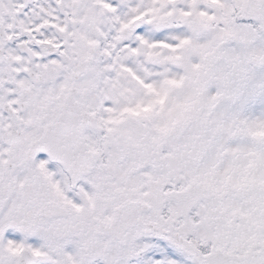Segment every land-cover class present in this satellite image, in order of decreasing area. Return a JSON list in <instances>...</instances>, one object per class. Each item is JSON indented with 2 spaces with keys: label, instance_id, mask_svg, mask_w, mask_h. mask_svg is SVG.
Here are the masks:
<instances>
[{
  "label": "snow or ice",
  "instance_id": "obj_1",
  "mask_svg": "<svg viewBox=\"0 0 264 264\" xmlns=\"http://www.w3.org/2000/svg\"><path fill=\"white\" fill-rule=\"evenodd\" d=\"M0 264H264V0H0Z\"/></svg>",
  "mask_w": 264,
  "mask_h": 264
}]
</instances>
